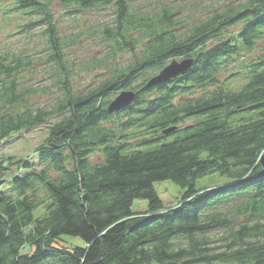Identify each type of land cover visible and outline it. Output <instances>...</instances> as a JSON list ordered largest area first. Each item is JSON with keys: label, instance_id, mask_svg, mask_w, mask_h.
Wrapping results in <instances>:
<instances>
[{"label": "trees", "instance_id": "1", "mask_svg": "<svg viewBox=\"0 0 264 264\" xmlns=\"http://www.w3.org/2000/svg\"><path fill=\"white\" fill-rule=\"evenodd\" d=\"M55 1L69 15L112 5L99 35L109 41L108 56L129 52L131 62L76 93L66 79ZM132 1L0 0L3 14L28 17L24 28L42 27L47 59L65 73L51 84L61 90L53 105L31 107L27 99L45 90L22 85L31 60L0 52V147L59 118L35 163L0 160V264H264V56L220 80L230 60L263 37L264 0L214 10L183 32L175 7L141 13ZM176 57L193 59L186 73L146 86ZM122 90L134 93L132 101L109 112ZM113 119L116 129L106 126ZM169 135L172 141L151 150L130 148ZM96 150L103 159L92 163ZM12 165L22 173L12 174ZM214 172L230 181L195 188ZM165 179L184 190L174 207L155 192ZM134 199L146 200L147 209L133 212ZM64 235L86 245H67Z\"/></svg>", "mask_w": 264, "mask_h": 264}, {"label": "rangeland", "instance_id": "2", "mask_svg": "<svg viewBox=\"0 0 264 264\" xmlns=\"http://www.w3.org/2000/svg\"><path fill=\"white\" fill-rule=\"evenodd\" d=\"M246 0H134L133 4L137 7L138 12L147 13L153 10H157L161 4L175 7V10L179 12L177 18L182 22L177 28V32H183L189 29L194 23L206 19L214 10H221L229 5L238 6L244 3ZM52 6V11L56 16V25L58 26L59 37L63 40H67L63 46L64 54V68L68 73L66 78L68 84L73 90L78 93L90 88L98 82L108 78L112 73L121 67H125L133 59V55L129 52H122L116 55V58L108 56L110 54L109 41L104 40L99 35V26L103 24H109L111 20V14L113 11L112 5L106 7H100L93 10H87L83 13L69 15L66 13V5L61 4L58 1ZM28 17L21 15L17 12H6L3 14L0 11V52H9L12 50L15 54L27 57L31 60L32 65L22 70V85L33 86L35 88H45L44 92H38L33 94L27 99V102L31 107H43L50 108L54 100L60 95L61 90L58 87L51 85L55 79L64 78V72L58 69L59 67L48 58V44L47 38L42 31V27L39 25H32L24 28ZM239 28L238 25L229 28L231 32L236 31ZM140 31L132 33L133 37L137 40L141 38ZM140 46L136 47L137 53H139ZM264 56V35L258 40L249 53H242L238 58L230 60L228 70L220 75V80L223 81L229 74L238 70L241 66V62L244 65L255 61L259 57ZM26 58V59H27ZM25 59V60H26ZM181 57L170 59L168 63L173 60L180 61ZM63 76V77H62ZM63 81V80H62ZM134 83L133 85H136ZM233 87H238L237 82L233 83ZM236 84V85H235ZM195 95H198L195 94ZM59 118H53L50 120V124L57 121ZM191 121H187L185 124H190ZM36 127L31 130L20 132L12 135L6 143L0 147V160H16L27 159L31 163L37 161V148L45 143L48 137V126ZM118 122L113 119L106 126H113L115 129L118 127ZM174 135L160 138L159 140H153L147 144H133L131 149L151 150L161 142L172 141ZM132 142H136L132 141ZM103 159L100 150L94 151L90 156L92 163L101 162ZM71 166V163H69ZM12 174L22 173L18 171L17 165L10 166ZM16 168V170H15ZM230 180L223 175L216 172L207 174L206 176L198 179L195 183L196 189H211L218 186H223ZM155 192L158 194L161 202L165 207L176 206L179 199H181L184 190L171 180L165 179L154 183ZM131 209L133 212L142 213L147 209V201L143 199H134ZM43 213V209L40 208L35 212V215ZM64 242L67 245H86L85 241L79 236L64 235ZM149 264H159L157 262H150ZM224 264V263H213ZM227 264V263H226ZM248 264V263H247Z\"/></svg>", "mask_w": 264, "mask_h": 264}, {"label": "water", "instance_id": "3", "mask_svg": "<svg viewBox=\"0 0 264 264\" xmlns=\"http://www.w3.org/2000/svg\"><path fill=\"white\" fill-rule=\"evenodd\" d=\"M193 59L192 58H183L180 61L173 60L168 65H166L158 74L153 76L146 84V86L150 87L155 84L161 82H168L173 78H176L183 73H186L188 69L192 66ZM134 93L132 91H123L119 93L118 96L114 97L115 99L109 103L108 111L114 112L119 111L123 107H126L133 99ZM172 130L169 128L167 131ZM260 165L262 167L261 173L264 174V151L262 152L260 159Z\"/></svg>", "mask_w": 264, "mask_h": 264}]
</instances>
